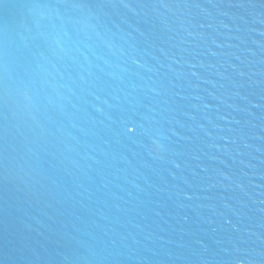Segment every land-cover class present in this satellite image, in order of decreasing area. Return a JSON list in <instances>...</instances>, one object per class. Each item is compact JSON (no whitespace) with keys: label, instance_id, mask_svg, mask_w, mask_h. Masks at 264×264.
<instances>
[{"label":"water","instance_id":"1","mask_svg":"<svg viewBox=\"0 0 264 264\" xmlns=\"http://www.w3.org/2000/svg\"><path fill=\"white\" fill-rule=\"evenodd\" d=\"M0 264H264V0H0Z\"/></svg>","mask_w":264,"mask_h":264}]
</instances>
